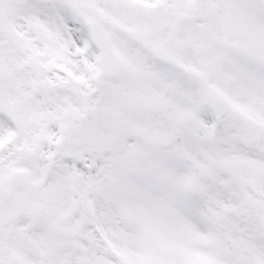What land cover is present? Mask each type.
Segmentation results:
<instances>
[{"label": "snow or ice", "instance_id": "obj_1", "mask_svg": "<svg viewBox=\"0 0 264 264\" xmlns=\"http://www.w3.org/2000/svg\"><path fill=\"white\" fill-rule=\"evenodd\" d=\"M0 264H264V0H0Z\"/></svg>", "mask_w": 264, "mask_h": 264}]
</instances>
